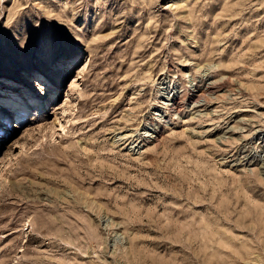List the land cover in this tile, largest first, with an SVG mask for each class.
Here are the masks:
<instances>
[{
	"label": "rangeland",
	"instance_id": "374dc122",
	"mask_svg": "<svg viewBox=\"0 0 264 264\" xmlns=\"http://www.w3.org/2000/svg\"><path fill=\"white\" fill-rule=\"evenodd\" d=\"M0 138V264H264V0H0Z\"/></svg>",
	"mask_w": 264,
	"mask_h": 264
},
{
	"label": "bare ground",
	"instance_id": "6f19581e",
	"mask_svg": "<svg viewBox=\"0 0 264 264\" xmlns=\"http://www.w3.org/2000/svg\"><path fill=\"white\" fill-rule=\"evenodd\" d=\"M45 81V80H44ZM39 86H42V85H39ZM47 86V85H46ZM43 94H41L42 96ZM25 96V97H24ZM23 96V101H24V105L21 106L20 105V100H21V97L20 95L17 93V94H13L12 96H10L9 98H4L3 100H5V108L1 107V109H6V108H13V109H22L20 110V113L23 111V109H25L24 106L26 107H33L34 106V103L31 101V96L30 94H24ZM27 96V97H26ZM14 97V98H12ZM27 101H30L29 103ZM177 102V101H176ZM18 120V119H17ZM1 139V138H0Z\"/></svg>",
	"mask_w": 264,
	"mask_h": 264
}]
</instances>
